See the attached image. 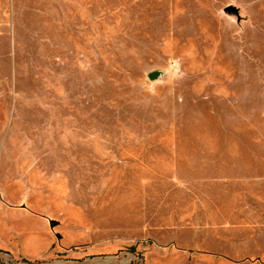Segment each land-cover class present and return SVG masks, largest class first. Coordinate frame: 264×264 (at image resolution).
<instances>
[{
	"label": "rangeland",
	"instance_id": "rangeland-1",
	"mask_svg": "<svg viewBox=\"0 0 264 264\" xmlns=\"http://www.w3.org/2000/svg\"><path fill=\"white\" fill-rule=\"evenodd\" d=\"M0 254L264 264V0H0Z\"/></svg>",
	"mask_w": 264,
	"mask_h": 264
},
{
	"label": "built area",
	"instance_id": "built-area-1",
	"mask_svg": "<svg viewBox=\"0 0 264 264\" xmlns=\"http://www.w3.org/2000/svg\"><path fill=\"white\" fill-rule=\"evenodd\" d=\"M7 254L1 255L0 254V264H20L16 261H13V259L6 257Z\"/></svg>",
	"mask_w": 264,
	"mask_h": 264
},
{
	"label": "water",
	"instance_id": "water-1",
	"mask_svg": "<svg viewBox=\"0 0 264 264\" xmlns=\"http://www.w3.org/2000/svg\"><path fill=\"white\" fill-rule=\"evenodd\" d=\"M226 10L230 13H233V12H236L237 11V8L233 5H229ZM158 76V73L154 72L151 74V78L152 79H155L156 77Z\"/></svg>",
	"mask_w": 264,
	"mask_h": 264
}]
</instances>
